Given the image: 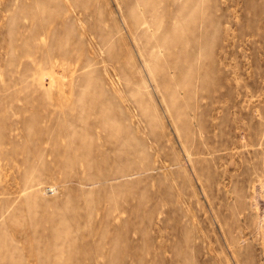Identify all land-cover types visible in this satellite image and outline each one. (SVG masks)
<instances>
[{
  "label": "rangeland",
  "instance_id": "obj_1",
  "mask_svg": "<svg viewBox=\"0 0 264 264\" xmlns=\"http://www.w3.org/2000/svg\"><path fill=\"white\" fill-rule=\"evenodd\" d=\"M0 264H264V0H0Z\"/></svg>",
  "mask_w": 264,
  "mask_h": 264
}]
</instances>
